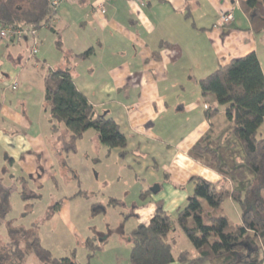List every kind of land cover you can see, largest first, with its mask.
Listing matches in <instances>:
<instances>
[{"label": "crops", "instance_id": "crops-1", "mask_svg": "<svg viewBox=\"0 0 264 264\" xmlns=\"http://www.w3.org/2000/svg\"><path fill=\"white\" fill-rule=\"evenodd\" d=\"M97 1L61 3L51 20L55 32L46 27L36 32L35 56L28 36L0 40V175L20 171L26 176L55 166L60 125L51 123L44 109L43 78L49 69L69 68L94 110L119 126L130 154L146 153L148 140L154 144L158 135L164 138L163 162L171 165L162 179L149 171L159 191L138 198L173 214L192 192L189 179L221 181L187 156L209 127L202 106L211 101L201 97L196 82L249 53H255L264 75V32L252 31L238 0H104V14L94 9ZM228 10L233 21L218 28L219 15ZM89 50L86 58L76 57ZM131 171L140 178V170ZM154 212H141L138 225L148 223ZM129 246L124 245L128 254Z\"/></svg>", "mask_w": 264, "mask_h": 264}, {"label": "trees", "instance_id": "trees-1", "mask_svg": "<svg viewBox=\"0 0 264 264\" xmlns=\"http://www.w3.org/2000/svg\"><path fill=\"white\" fill-rule=\"evenodd\" d=\"M238 3L252 31L255 34L264 32L263 0H238ZM56 11L51 7L50 0H2L0 26L35 32L46 27L55 32L51 20ZM55 45L61 51L59 38ZM89 54L90 50L76 57L83 59ZM196 84L201 97L211 101V104H203L209 127L189 149L187 156L219 175L221 181L211 183L196 176L189 179L192 192L186 203L173 214H167L157 204L147 224H140L127 233L130 245L128 264L264 262V75L257 56L249 53L233 59ZM43 87L44 109L51 123L62 124L67 134L66 145L59 150L60 167L70 172L78 185L77 174L67 167L60 153L63 152L65 156L75 153L76 143L87 130L95 131L107 153L117 149L120 150V159L127 156L125 135L112 118L94 110L74 83L69 68L49 69L43 78ZM220 114L224 115L225 122L218 128L210 121ZM52 128L55 129L56 124ZM43 172L40 168L37 178ZM7 173L0 175V226H5L8 238L5 242L0 240V264H25L29 255L40 264H81L75 260L73 253L68 257L55 258L40 241L39 223L23 227L16 224L15 219L8 218L12 211L10 197L13 186H6L4 179L7 177L12 179V183L20 184H25L27 179ZM152 194L151 190L140 192L139 198L144 200ZM76 196L89 199L92 195L80 190L73 197ZM21 198L38 200L40 195H25L22 192ZM225 201H231L238 207V224L231 223L220 210ZM63 202L59 200L46 207L42 220L50 219L60 210ZM109 204L121 205V201L112 198ZM90 210L92 215H97L105 211V206L94 203ZM176 232L184 235L190 249L174 255ZM85 248L88 253L83 264H90V259L101 251L102 246L95 245L93 239L89 238L86 239Z\"/></svg>", "mask_w": 264, "mask_h": 264}, {"label": "rangeland", "instance_id": "rangeland-1", "mask_svg": "<svg viewBox=\"0 0 264 264\" xmlns=\"http://www.w3.org/2000/svg\"><path fill=\"white\" fill-rule=\"evenodd\" d=\"M50 47L52 49V46ZM101 112L106 111L101 110ZM48 117H50L49 114ZM224 122L223 114L215 120L217 126ZM262 132L264 133V130ZM64 133H66L65 127L61 124L57 129V139L54 142L60 148L66 145L67 136L65 137ZM157 137L156 140L159 142L152 144L150 143L152 140L147 141L146 153L131 152L120 159L117 155V151L120 150L115 149L110 154L106 153L107 149L101 146L95 131L87 130L82 139L76 143L75 153L67 156L63 152L60 153L67 167L77 174L79 185L70 172L61 169L59 151L55 153L53 169L43 168L44 172L40 174V178H37L38 170L35 174H31V177L30 175L22 176L20 171H11L14 177L22 176L27 180L25 184H20L12 183V179L7 177L4 179L6 186H13L10 197L12 211L8 218L15 219L16 224L23 227L39 223L40 241L55 258L68 257L73 253L78 263H85L88 253L85 242L90 238L95 245L102 246L101 251L90 259V264H113L111 263L113 260H118L119 264H126L128 251L124 252V245L129 244L127 233L136 228L137 216L141 212L145 209L149 211L151 208L155 210L157 208V204L149 201L141 203L142 201L138 198L140 192L150 190L157 185L149 171H155L156 178L162 179L166 173V167L171 165V163L163 162L165 160L164 138L161 135ZM131 170H140V178L135 180ZM80 190L92 196L89 199L81 196L73 197ZM22 192L25 195L38 194L40 199L22 200ZM112 198L121 201V205L109 204ZM59 200L64 201L61 211H57L48 220H42L46 207ZM94 203L104 205L105 211L92 215L90 207ZM203 205L207 208L205 203ZM220 210L231 223L240 222L238 207L233 202L225 201ZM24 213L27 215H23ZM174 235L176 237V244L173 247L174 255L185 248L190 249L188 241L181 232H176ZM7 239L5 226H0V240L5 242ZM25 264L40 263L29 255L25 259Z\"/></svg>", "mask_w": 264, "mask_h": 264}, {"label": "built area", "instance_id": "built-area-1", "mask_svg": "<svg viewBox=\"0 0 264 264\" xmlns=\"http://www.w3.org/2000/svg\"><path fill=\"white\" fill-rule=\"evenodd\" d=\"M66 0H50V5L51 7L56 10L59 8L61 3H63ZM104 0H98L94 4V9L99 11L100 14L105 13L104 9ZM233 21V15H232V10H228L226 12H222L219 15V18L217 20L216 26L218 28L225 27ZM25 36L31 37L32 39V44L30 48V53L31 55H36L38 52V45L39 42L36 38V32L32 30H21V29H15V28H9V27H1L0 26V40L9 43L12 41V39H17V40H22ZM13 89H16V86H13Z\"/></svg>", "mask_w": 264, "mask_h": 264}, {"label": "water", "instance_id": "water-1", "mask_svg": "<svg viewBox=\"0 0 264 264\" xmlns=\"http://www.w3.org/2000/svg\"><path fill=\"white\" fill-rule=\"evenodd\" d=\"M153 194H156L159 191L158 185H155L152 189H150Z\"/></svg>", "mask_w": 264, "mask_h": 264}]
</instances>
